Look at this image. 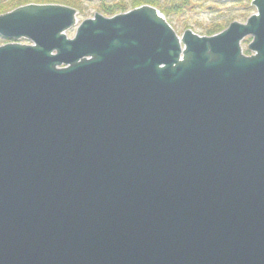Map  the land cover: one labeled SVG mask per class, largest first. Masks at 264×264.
Listing matches in <instances>:
<instances>
[{"label": "water", "instance_id": "95a60500", "mask_svg": "<svg viewBox=\"0 0 264 264\" xmlns=\"http://www.w3.org/2000/svg\"><path fill=\"white\" fill-rule=\"evenodd\" d=\"M253 5L211 37L148 6L73 40L56 7L16 13L44 21L0 46V264H264Z\"/></svg>", "mask_w": 264, "mask_h": 264}, {"label": "flooded vegetation", "instance_id": "af4514ba", "mask_svg": "<svg viewBox=\"0 0 264 264\" xmlns=\"http://www.w3.org/2000/svg\"><path fill=\"white\" fill-rule=\"evenodd\" d=\"M0 0V46L6 45H21L28 47H36L35 40L28 35L15 32V29L23 26H36L41 25L44 21V17L41 15L26 14L20 15L15 18L18 11L23 9H40L47 7H56L60 10L58 18L61 24L69 26L65 31V36L68 40H73L78 28L86 21H96L100 18L111 19L116 16L126 14L134 9L144 6L155 8L161 11L168 21L171 17H180L186 19L188 16L202 21L204 19L201 16L205 15L203 4L206 0ZM234 3L240 5L241 1L245 0H231ZM245 1L246 11H250L251 15L257 13L256 7L253 2ZM198 5V6H197ZM166 11L167 14L164 12ZM176 11L175 14H173ZM248 20V19H247ZM246 20V21H247ZM238 22V21H237ZM244 24V22H239ZM197 28L202 26L201 22L197 23ZM204 26V25H203ZM175 28V27H174ZM176 29V28H175ZM177 30V29H176ZM225 29L219 32H210L208 35H200L201 37H211L220 34ZM252 38H246L242 45L249 44ZM245 48V47H244ZM56 51L52 53L56 56ZM246 56H250L251 53L245 50Z\"/></svg>", "mask_w": 264, "mask_h": 264}, {"label": "rangeland", "instance_id": "374dc122", "mask_svg": "<svg viewBox=\"0 0 264 264\" xmlns=\"http://www.w3.org/2000/svg\"><path fill=\"white\" fill-rule=\"evenodd\" d=\"M197 1L198 0L195 1V4H198ZM245 1L249 2L251 0ZM245 1H241L240 5L234 3L231 0H206V3L201 2L203 4V8L201 7V10H204L205 12V15L201 16V18L204 19L202 21H198L197 19L192 18V15L191 17L188 16L186 19L180 17H171L168 21V18L161 11L159 12L164 17H166L168 23L176 31L178 36L181 37L186 31H192L196 35L202 36L204 34L208 35L210 32H219L223 29L226 30L232 23H235L237 21L238 23L244 22L245 24L247 22L246 20L251 15L250 11H246V7H243L245 5ZM164 12L167 14L166 11ZM175 13L176 11L173 14ZM198 22L202 23V26H200L199 28H197ZM250 43L251 42H249V44ZM248 45L245 44L244 46L246 51H248Z\"/></svg>", "mask_w": 264, "mask_h": 264}, {"label": "bare ground", "instance_id": "6f19581e", "mask_svg": "<svg viewBox=\"0 0 264 264\" xmlns=\"http://www.w3.org/2000/svg\"><path fill=\"white\" fill-rule=\"evenodd\" d=\"M252 15H253V14H252ZM252 15H250V16L248 17V19H249Z\"/></svg>", "mask_w": 264, "mask_h": 264}]
</instances>
